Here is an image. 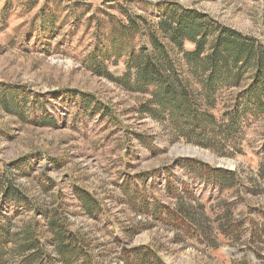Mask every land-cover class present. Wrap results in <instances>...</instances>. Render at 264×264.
Returning <instances> with one entry per match:
<instances>
[{"label": "rangeland", "instance_id": "374dc122", "mask_svg": "<svg viewBox=\"0 0 264 264\" xmlns=\"http://www.w3.org/2000/svg\"><path fill=\"white\" fill-rule=\"evenodd\" d=\"M108 1L61 0L55 7L58 0H0V84L28 97L21 115L0 106V167L26 161L24 167L30 170L19 172L16 183L33 201L49 203L54 194L63 195L72 227L88 233L104 264H123L120 253L138 245L155 249L166 264H264V236H253L264 226V180L257 175L264 163V116L241 125L240 152L232 156L170 141L161 121L139 113L146 96L86 67L95 42L93 24L87 25L86 18L96 9L116 13L108 4L125 0ZM161 2L196 9L264 43V0H131L129 4L137 13L157 15ZM51 13H56L53 26L40 27L42 19L50 21ZM186 47L191 48L188 43ZM83 94L107 107L108 115L85 109ZM34 100L43 101L45 111L31 105ZM184 157L234 170L240 182L219 191L176 162ZM154 169L160 171L154 176L146 173ZM139 173L147 177L139 179ZM167 177L178 187L182 181L188 185L194 200L183 199L190 201L186 206L198 210L193 206L202 205L212 228L207 238L186 233L180 224L175 226L177 219L166 214L157 217L129 204L128 199L138 202V188L149 209L155 203L176 207L165 192ZM75 187L98 201L97 217L82 212ZM251 187L255 192L248 190ZM227 209L230 225L236 223L231 230L237 239L217 230L226 222ZM4 214L16 224L31 215L0 196V215Z\"/></svg>", "mask_w": 264, "mask_h": 264}, {"label": "trees", "instance_id": "16d2710c", "mask_svg": "<svg viewBox=\"0 0 264 264\" xmlns=\"http://www.w3.org/2000/svg\"><path fill=\"white\" fill-rule=\"evenodd\" d=\"M130 1L108 4L116 13L96 9L86 18L87 25L93 24L95 39L86 56V67L129 92L146 96L139 105V113L161 121L170 141L198 145L219 156L239 153L241 125L264 116V43L176 2L159 3V13L153 15L133 11ZM60 4L58 0L55 7ZM77 5L76 2L73 6ZM54 15L51 13L49 22L42 19L40 27L53 26ZM76 15L78 19L82 17L81 13ZM187 43L191 48L186 47ZM80 98L85 109L90 108L101 117L108 115V108L93 103L92 95L83 94ZM27 101L28 97L19 90L0 84V106L6 112L21 115ZM43 104L39 100L31 102L42 107L40 110H44ZM137 137L142 144L147 143V139ZM176 162L219 191L232 189L240 182L236 171L213 167L197 158H178ZM25 163L16 161L0 167L1 200L31 214L17 224L9 215H0V264H104L94 253L88 233L72 227L63 195L54 194L49 203L33 201L16 183L19 172L27 174L30 170L24 167ZM159 171L146 173L154 176ZM146 173H139L138 178L143 179ZM257 175L264 180V163L259 164ZM248 190L255 192L254 187ZM165 192L175 199L176 207L162 208L155 203L149 209L138 188V202L128 201L132 206L138 204V210L157 217L166 214L175 218V226L180 224L186 233H199L207 238L212 228L202 213V205L193 206L198 210L186 206L190 204L186 199L194 200L188 185L182 181L178 187L167 177ZM74 195L85 215L97 217L101 207L92 194L75 187ZM225 218L228 223L219 225L217 230L222 235L239 238L231 230L236 223L230 225L229 209ZM254 234L262 239L264 226ZM119 261L166 264L148 245L124 249Z\"/></svg>", "mask_w": 264, "mask_h": 264}]
</instances>
